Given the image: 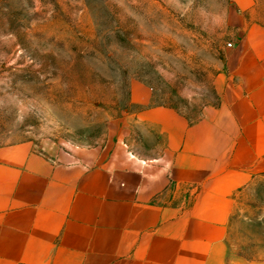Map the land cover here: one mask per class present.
I'll use <instances>...</instances> for the list:
<instances>
[{
	"label": "crops",
	"instance_id": "0c3cea01",
	"mask_svg": "<svg viewBox=\"0 0 264 264\" xmlns=\"http://www.w3.org/2000/svg\"><path fill=\"white\" fill-rule=\"evenodd\" d=\"M250 32L218 104L135 110L81 155L0 142V264H264L232 256L235 220L252 221L236 195L264 178V28Z\"/></svg>",
	"mask_w": 264,
	"mask_h": 264
},
{
	"label": "rangeland",
	"instance_id": "374dc122",
	"mask_svg": "<svg viewBox=\"0 0 264 264\" xmlns=\"http://www.w3.org/2000/svg\"><path fill=\"white\" fill-rule=\"evenodd\" d=\"M255 26L264 0H0V142L81 155L135 110L218 104ZM236 197L232 256H264V178Z\"/></svg>",
	"mask_w": 264,
	"mask_h": 264
},
{
	"label": "built area",
	"instance_id": "2783aa9c",
	"mask_svg": "<svg viewBox=\"0 0 264 264\" xmlns=\"http://www.w3.org/2000/svg\"><path fill=\"white\" fill-rule=\"evenodd\" d=\"M233 45V43H229V46H232Z\"/></svg>",
	"mask_w": 264,
	"mask_h": 264
}]
</instances>
